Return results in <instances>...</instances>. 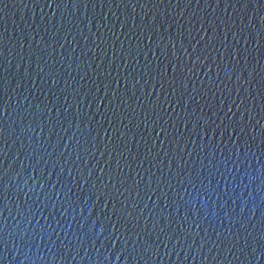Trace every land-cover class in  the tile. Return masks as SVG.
Here are the masks:
<instances>
[{
  "label": "water",
  "instance_id": "1",
  "mask_svg": "<svg viewBox=\"0 0 264 264\" xmlns=\"http://www.w3.org/2000/svg\"><path fill=\"white\" fill-rule=\"evenodd\" d=\"M0 264H264V0H0Z\"/></svg>",
  "mask_w": 264,
  "mask_h": 264
}]
</instances>
